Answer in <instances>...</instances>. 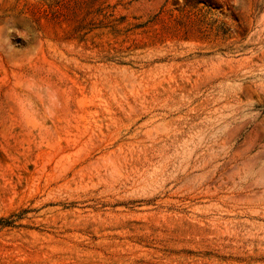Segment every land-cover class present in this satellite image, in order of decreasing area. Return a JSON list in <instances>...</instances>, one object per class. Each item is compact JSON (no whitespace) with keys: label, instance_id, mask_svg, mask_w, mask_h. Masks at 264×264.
Here are the masks:
<instances>
[{"label":"rangeland","instance_id":"rangeland-1","mask_svg":"<svg viewBox=\"0 0 264 264\" xmlns=\"http://www.w3.org/2000/svg\"><path fill=\"white\" fill-rule=\"evenodd\" d=\"M0 264H264V0H0Z\"/></svg>","mask_w":264,"mask_h":264}]
</instances>
